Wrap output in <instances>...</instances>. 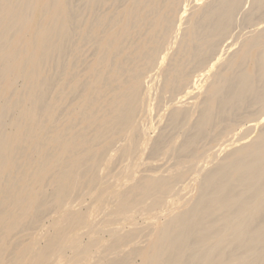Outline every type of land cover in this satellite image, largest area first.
Returning a JSON list of instances; mask_svg holds the SVG:
<instances>
[{"label": "bare ground", "instance_id": "1", "mask_svg": "<svg viewBox=\"0 0 264 264\" xmlns=\"http://www.w3.org/2000/svg\"><path fill=\"white\" fill-rule=\"evenodd\" d=\"M0 264H264V0H0Z\"/></svg>", "mask_w": 264, "mask_h": 264}]
</instances>
